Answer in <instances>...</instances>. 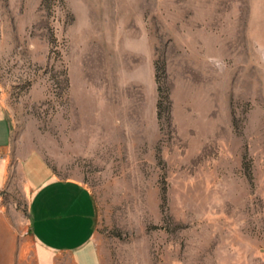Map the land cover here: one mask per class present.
<instances>
[{
    "label": "rangeland",
    "instance_id": "rangeland-1",
    "mask_svg": "<svg viewBox=\"0 0 264 264\" xmlns=\"http://www.w3.org/2000/svg\"><path fill=\"white\" fill-rule=\"evenodd\" d=\"M0 101L100 264H264V0H0ZM15 163L0 250L37 264Z\"/></svg>",
    "mask_w": 264,
    "mask_h": 264
},
{
    "label": "crops",
    "instance_id": "crops-1",
    "mask_svg": "<svg viewBox=\"0 0 264 264\" xmlns=\"http://www.w3.org/2000/svg\"><path fill=\"white\" fill-rule=\"evenodd\" d=\"M16 159L12 122L0 101V192L8 186ZM15 166L31 191L28 221L37 264H60L64 258L73 264H100L94 246V201L86 185L58 177L35 153ZM4 218L0 213V224ZM0 252L22 264V247Z\"/></svg>",
    "mask_w": 264,
    "mask_h": 264
}]
</instances>
